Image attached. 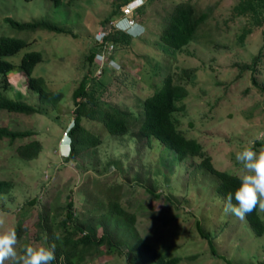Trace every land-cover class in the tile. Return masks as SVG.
<instances>
[{
  "label": "rangeland",
  "instance_id": "obj_1",
  "mask_svg": "<svg viewBox=\"0 0 264 264\" xmlns=\"http://www.w3.org/2000/svg\"><path fill=\"white\" fill-rule=\"evenodd\" d=\"M168 1L180 0H150L136 17L144 25V31L129 43L119 42L109 50L107 44L104 54L92 60L97 67L90 69L85 56L102 39L97 33H106L103 19L120 0H0V36L25 42L4 59L16 65L24 52L39 51L41 60L34 65L31 75L41 76L47 89L61 93L55 108L41 103L36 93L27 89L25 76L15 66L5 74L6 85L0 81V96L41 109L30 113L0 109V126L32 132L21 138L0 137V179H9L13 185L0 196V213L5 219L0 231L7 227L16 229L20 219L23 231L18 235V251L25 245L43 242L39 213L52 205L54 218L59 221L70 200L74 214L79 219L92 220L97 225L95 233L100 234L99 216L108 199L114 197L120 207L134 215L132 238L139 237L151 249L178 257L177 264L264 263V235L254 236L245 219L224 214V201L215 193V181L199 168L200 158L170 161L169 156L175 159L170 150L164 147L149 150L139 142L136 151H129L123 161L143 164L141 167L147 173L137 167L128 169V165L121 171L110 166L101 171L100 161L120 157L125 149L119 139L112 140L99 122L91 119L85 127L103 141L95 152L72 160H64L56 152L59 137L71 126V91L87 68L91 73L86 88L90 94L95 92L100 103L138 112L136 102L152 94L151 80H158L156 75L151 80L145 77V70L154 62L161 70L173 73L174 83L183 86V96L175 100L176 126L186 131L185 137L201 145L214 168L239 177L241 166L235 159L236 152L250 141H255L257 150L264 146V49L254 70L247 68L262 44L263 26H253L239 42L240 28L247 19L245 12L236 9L242 1L189 0L197 12L204 4L211 7V19L207 17L198 25L199 37L182 50H165L157 35L170 10ZM125 5L127 11L123 9ZM130 6L132 1L124 4L116 15L130 14ZM6 17L19 22L42 20L67 32L43 28L19 30L5 22ZM97 36L99 40L95 41ZM107 53L112 59L105 63ZM181 69H192V77L179 78ZM130 125L137 126L136 122ZM31 139L39 142L40 150L35 158L23 160L15 149ZM148 188L157 194L152 195ZM27 200H32L29 207ZM23 205L25 214L18 217L17 210ZM257 213L264 221V211L257 207ZM50 220L47 218L46 222ZM106 226L109 229L111 223ZM208 238L215 253L223 255L225 261L210 253ZM127 259L125 255L112 253L88 257L78 264H147L128 263Z\"/></svg>",
  "mask_w": 264,
  "mask_h": 264
},
{
  "label": "trees",
  "instance_id": "obj_2",
  "mask_svg": "<svg viewBox=\"0 0 264 264\" xmlns=\"http://www.w3.org/2000/svg\"><path fill=\"white\" fill-rule=\"evenodd\" d=\"M131 1L133 0H120V2H116L113 5L114 9H111L110 13L104 17L103 22L106 23L105 27L109 28V30L103 37V41L97 42L95 45L93 44L85 56L90 69H92V67H97V64H93L92 60L95 58L94 56L98 55L97 53L104 49V45L110 43L114 46L119 42L129 43L131 38H135V36L119 32L112 28V26L107 27L110 22L113 24L115 21L118 16L116 15L117 11L122 9L124 4ZM149 1L150 0L133 1L135 2V18L144 11ZM240 1L243 3L239 2L236 5V9L239 10V12H245L244 15L247 16V19L246 23L240 28L238 35L239 42H242L244 36L251 32L253 26H258L259 28L263 26L262 44L257 53L252 56L247 66L249 70L253 71L258 62L260 53L264 49V0ZM168 4H171L170 10L164 16V25L160 29L157 38L161 43L160 45L164 46L165 50H182L183 46H186L189 42L195 41V39L199 37L196 34L197 27L205 18L208 17L211 19L212 10L211 7L204 4V7L197 12L196 6H194L192 2L190 3L189 0H180L178 2L168 1ZM4 21L19 30L43 28L55 33L67 32L54 24H49L42 20L19 22L10 17H6ZM142 27L144 31L143 24ZM24 45L25 42L23 39L0 36V81L3 82V85H6V72L16 67V69L25 76L27 89L36 93L41 103H48L52 108H55L56 103H58L61 98V93L59 91L47 89L41 76L31 75L34 65L41 60L39 51L31 50L24 52L16 65L4 59V57L16 53ZM109 57L112 58V55ZM90 69L87 68L85 70L77 86L71 91L72 109L70 113L72 117L71 126L67 129L71 141L69 154L64 160L76 159V156L86 153L92 154L97 150V147L102 144L103 141L97 133L89 130V127H85L87 122L91 119L92 122H99L100 127L105 129L112 140L117 141V139H119L120 146L125 149L120 157L117 156L112 159L108 157L104 162L102 161L101 163L100 161L101 171L105 170L108 166L115 167L121 171L125 170V165H128V169L133 168L135 170L137 167L139 170L143 171L144 174L145 172L147 173V171L143 170L141 167L143 164L136 165L129 162L125 164L123 161V158L128 157V152L131 150L135 152L138 148V143L142 142L143 146L149 150H161V147L170 150L175 158L173 159L169 156L170 161H181L188 157L200 158L198 164L199 168L204 173L210 175L215 181V193L217 196L221 197L223 201L226 194L232 192L237 187L239 183L238 176L214 168L210 162V157L205 153L201 145L195 139L185 137L186 131L184 132L177 128V119L173 116V112L176 109L175 100L183 96L184 88L178 85V83H174L173 79H171L174 75L173 73L161 70L157 62H154L150 69L145 70L146 78L151 80L152 76L156 75L158 80L155 78L151 80L154 90L152 94L142 99V101L136 102V106L140 108V111L135 112L131 108H126L122 111L111 105L100 103L99 100L96 99L94 91L90 94L86 88L89 78L88 75L91 73ZM102 71H105V68H103ZM178 75L179 78L183 75L185 78L190 79L192 77V69H181ZM0 109L18 113L41 111L40 108L33 107L19 99H10L4 96H0ZM65 111H67V109ZM67 112L69 114V111ZM132 121L137 124L134 128L131 127V125L129 126V123L133 124ZM30 135H32V132L29 130H13L8 128L7 125L0 126V137L5 136L8 139H14ZM39 150L40 144L36 139L28 140V142L18 145L15 149L17 156L23 160L35 158ZM88 163H91V161L87 162V164ZM115 186L114 184L113 187ZM12 188L13 185L9 179H0V196L8 193ZM82 190L83 189H80L79 191ZM147 190L150 191L152 195L157 194L151 192L149 188ZM109 195L111 196L110 193ZM86 196L92 197L89 194H86ZM26 202L28 207L32 204V200H27ZM233 202L235 203V201ZM24 206L25 205L18 208V217L25 214ZM54 216V206L52 205L49 206L45 212L38 214V226L40 232L43 234V241L44 238L47 237L50 244L54 243L56 245V259L52 261V264H78L88 257H99L112 253L125 255L128 258V263L145 261L147 264H177L179 260L178 257L168 256L160 249H151L149 246L143 244L139 237L132 238L134 232L132 228L134 215L125 208L120 207L114 197L108 199L106 202V209H104L103 213L99 216L98 222L100 223L99 225H101V233L98 235L95 233L97 225H95L92 220L79 219L74 214L71 200L67 201L65 204V211L59 221H56ZM111 217L112 220H109ZM47 218H52V220L47 223ZM113 218L118 221L113 220ZM244 219L254 236L259 237L264 235V221L257 213V208L253 212L247 214ZM108 222L111 223L109 229L106 226ZM15 227L17 235H19L20 232L23 231L20 226V219L17 220ZM198 230L202 236H207L206 233L201 232L199 227ZM123 236L125 237L121 238ZM57 237H59V239H57ZM121 241L124 245H121ZM208 245L212 255L218 256L224 261L226 260L223 255L215 253L212 247L213 243L210 242L209 238ZM259 264L264 263L260 262Z\"/></svg>",
  "mask_w": 264,
  "mask_h": 264
},
{
  "label": "clouds",
  "instance_id": "obj_3",
  "mask_svg": "<svg viewBox=\"0 0 264 264\" xmlns=\"http://www.w3.org/2000/svg\"><path fill=\"white\" fill-rule=\"evenodd\" d=\"M133 1L132 7L130 6V14H118L112 28L136 37L142 33L143 27L142 23L134 17L135 2ZM105 35H101V40L98 36L94 37V40L103 41ZM109 56V53H107L103 62L110 61L112 58ZM59 140L57 149L59 148ZM64 140L68 144V153L62 154L59 149L57 152L61 157H66L69 154L71 138L68 133ZM235 159L241 166V173L238 177L239 183L232 192L226 194L223 212L225 215L232 214L243 220L247 214L253 212L257 207L264 211V146L257 150L255 141H250L236 152ZM4 224V214L0 213V226ZM18 242L19 237L14 227H7L0 231V264H6L7 261H10L11 264H52V261L56 259V245L54 243L50 244L47 237L44 238L43 242L25 245L19 251L17 250Z\"/></svg>",
  "mask_w": 264,
  "mask_h": 264
},
{
  "label": "built area",
  "instance_id": "obj_4",
  "mask_svg": "<svg viewBox=\"0 0 264 264\" xmlns=\"http://www.w3.org/2000/svg\"><path fill=\"white\" fill-rule=\"evenodd\" d=\"M126 4H130V2H128V3H126ZM125 7H126V5H125ZM123 8V9H125V11H127L128 10V8L126 7V8ZM112 26V23L110 22L109 24H108V26L107 27H111ZM107 29V31H106V33L108 32V30H109V28H106ZM105 32H100V33H97V35H100V38H101V35L102 34H106ZM109 44V47H108V50L112 47V45L110 44V43H108ZM106 46L107 45H104L103 46V50L101 51V52H99V53H97L98 55H97V57H99V56H101V55H103L104 54V51H105V49H106ZM111 51V50H110ZM110 51H108V52H110ZM100 54V55H99ZM68 129V128H67ZM67 129L66 130H64L63 132V135L61 136V138H60V140H59V143H58V145H59V148H58V150L60 149V151H61V153L62 154H67L68 153V144H67V141H65L64 140V137H66L67 136Z\"/></svg>",
  "mask_w": 264,
  "mask_h": 264
},
{
  "label": "crops",
  "instance_id": "obj_5",
  "mask_svg": "<svg viewBox=\"0 0 264 264\" xmlns=\"http://www.w3.org/2000/svg\"><path fill=\"white\" fill-rule=\"evenodd\" d=\"M60 138V137H59ZM59 140V139H58ZM58 151V149H56V152Z\"/></svg>",
  "mask_w": 264,
  "mask_h": 264
}]
</instances>
